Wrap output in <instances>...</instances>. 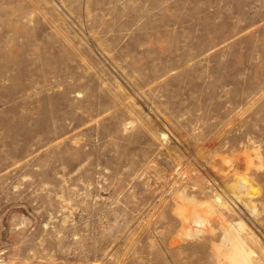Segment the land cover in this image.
Instances as JSON below:
<instances>
[{"label": "rangeland", "instance_id": "374dc122", "mask_svg": "<svg viewBox=\"0 0 264 264\" xmlns=\"http://www.w3.org/2000/svg\"><path fill=\"white\" fill-rule=\"evenodd\" d=\"M0 264H264V0H0Z\"/></svg>", "mask_w": 264, "mask_h": 264}, {"label": "bare ground", "instance_id": "6f19581e", "mask_svg": "<svg viewBox=\"0 0 264 264\" xmlns=\"http://www.w3.org/2000/svg\"><path fill=\"white\" fill-rule=\"evenodd\" d=\"M189 47V46H188Z\"/></svg>", "mask_w": 264, "mask_h": 264}]
</instances>
